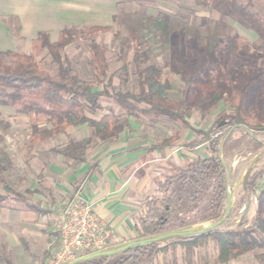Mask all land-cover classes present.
Listing matches in <instances>:
<instances>
[{"label": "trees", "instance_id": "trees-1", "mask_svg": "<svg viewBox=\"0 0 264 264\" xmlns=\"http://www.w3.org/2000/svg\"><path fill=\"white\" fill-rule=\"evenodd\" d=\"M258 1L264 4V0H230L233 11L264 36V16L253 11ZM194 2L198 7L207 8L214 0ZM8 19L14 35L19 36L22 29L19 19L14 15ZM153 20L164 37L171 32L167 14L159 13ZM108 31L110 27L107 26H91L82 29L79 34L84 38ZM75 38V29L66 27L55 42L50 40L46 32L39 33L31 52L8 53L11 61H7L5 55L0 53V89L6 91L4 99H0V106L12 108L16 114L28 118L31 145L65 134L70 127H90L96 139L114 143L123 132L130 129V123L122 121L114 112L100 119L90 117L89 114L103 109L102 98L114 99L128 116H138L139 112L147 117L181 122L190 129L194 110L209 114L221 102H226L233 112L221 115L213 126L217 129L205 133L210 155L197 157L186 166L163 172L162 178L153 182L155 194L143 203V218L135 229L139 240L220 220L228 206L229 160L233 157L232 151L244 147H252V150L264 148V127L260 122L252 123L254 119H264V66L242 64L232 69L227 59L240 52L249 56L255 49L264 58V47L256 48L237 34L228 42L215 37L213 43L202 46L205 58L197 66L190 67L175 55L170 68L172 74L181 79L183 89L181 98L172 100L169 96L172 85L164 79V68L151 64L150 49L142 50L140 46L134 48L133 55L139 87L137 93H110L106 84L103 89H96L72 72L65 51ZM226 43L227 48L224 46ZM89 48L97 82L101 83V79L108 76L107 48L94 39L90 40ZM44 50L58 66L56 75L41 68L37 62ZM107 84L111 85V80ZM3 126L7 128L8 124ZM177 140L178 135L171 136L163 141L159 149L171 147ZM92 141L90 137L70 140L64 148L51 150L68 160L83 163ZM3 142L4 136L0 133V207L8 202L22 201L27 209L38 215L48 213L45 208L29 203L7 181L5 173L14 164L2 147ZM242 189L244 194L240 204L231 209L226 221L243 204L251 206L249 198L254 197L256 215L252 222L245 218L235 228H226L225 221L221 226L204 233L130 248L113 256L99 257L81 264H156L157 257L172 248L181 247L188 253H195L211 245L218 251V264H230L254 251L259 252L260 262L264 264V165L248 170L242 181ZM203 263L205 261L201 258L200 264ZM191 264H195V261Z\"/></svg>", "mask_w": 264, "mask_h": 264}, {"label": "rangeland", "instance_id": "rangeland-1", "mask_svg": "<svg viewBox=\"0 0 264 264\" xmlns=\"http://www.w3.org/2000/svg\"><path fill=\"white\" fill-rule=\"evenodd\" d=\"M253 11L264 16V4L256 2ZM159 13H165L170 17L171 32L165 37L154 25L153 19ZM10 15L16 16L22 25L19 36L14 35L8 19ZM91 26H107L110 27V31L80 37L79 32ZM66 27L74 28L76 31L75 41L65 51L71 62L73 74L91 83L96 89H103L106 84L110 93L116 91L137 93L139 87L133 55L134 48L140 46L142 50L150 49L151 64H158L164 68V79L172 85L169 91L172 100H179L183 89L181 79L172 74L170 68L175 55L190 67L197 66L205 58L202 46L213 43L215 37L228 42L237 34L256 48L264 47V36L233 11L230 0H214L207 8L198 7L194 0H0V53L5 55L7 61H11L8 53H30L39 33L46 32L50 40L55 42ZM92 39L107 48L108 76L104 80L101 79V83L97 82L95 67L91 62L89 43ZM224 46L227 48V43ZM37 62L50 74H57L58 66L46 50L41 52ZM227 64L232 69H237L242 64L264 66V58L261 52L255 49L249 56L240 52L236 56L228 57ZM109 80L111 85L107 84ZM5 93L6 91L0 89V99H4ZM101 102L103 109L89 116L100 119L103 115L114 112L122 121L130 123V129L123 132L129 147H133L134 151H140L141 157L143 147L149 150L147 168L142 165L136 171L142 185L145 179H149L148 195L139 196L143 208L145 200L155 194L156 187L153 182L161 179L163 172L186 166L197 157L210 155L205 133L217 129L213 126L221 115L233 112L226 102H221L209 114L194 110L190 119L192 126L190 129L181 122L147 117L139 112L138 116H128L112 98H102ZM258 122L264 127V119H254L252 123ZM4 124H8V127L5 128ZM0 133L4 136L2 147L9 153L14 164L13 168L5 173L7 181L27 201L36 206H43L48 211L46 214L38 215L27 209L22 201L8 202L0 207V264H37L45 249L40 240L48 232L49 240L53 242L50 245L52 256V251L57 245L55 218L70 198V195H62L56 191L58 188L55 187L68 184L65 177H62V172L54 173V170L50 171L49 166H54L67 174L81 164L53 153L51 149H62L70 140L90 137L93 141L85 153V161L90 162L95 153L110 142L96 139L94 130L90 127H70L65 134L32 146L28 118L16 114L12 108L2 106ZM174 135H178L179 140L166 149L175 155L165 160L166 149L159 147L165 139ZM155 147L158 149H154ZM251 148L233 150L231 154L233 157L229 160L228 194L232 208L238 207L243 197L242 181L248 170L264 165V148L260 150ZM87 176L88 173L77 179L73 185V190L75 188L73 193ZM53 177L58 181L61 179L64 183L53 181ZM56 184L58 186H55ZM58 201L61 202L60 205ZM249 202L251 206L245 203L237 208L231 219L225 222L224 227L235 228L245 218L252 222L256 215V199L250 197ZM143 211L140 219L143 218ZM211 223L213 222L185 229L197 230ZM178 239L181 238H176ZM27 244L31 247L32 253L28 251ZM182 253H185V258L181 257ZM258 253L257 251L246 253L230 264H261ZM187 255L191 263L195 261V264H200L202 258L205 261L203 264H218V251L214 245L195 253H188L181 247L172 248L165 254H160L156 264H161V259L171 263L182 259L185 264Z\"/></svg>", "mask_w": 264, "mask_h": 264}, {"label": "crops", "instance_id": "crops-1", "mask_svg": "<svg viewBox=\"0 0 264 264\" xmlns=\"http://www.w3.org/2000/svg\"><path fill=\"white\" fill-rule=\"evenodd\" d=\"M165 153L167 156L165 160L175 155L168 149L165 150ZM148 155L149 150H145L144 147L143 157H141L140 151H134L133 147H129L127 139L122 133L114 143L107 144L106 147L97 151L90 162L84 161L67 174L54 166L49 167L51 168L50 171L54 170V173L62 172V177H65L68 184L60 186L62 189L56 184L55 186H58L55 187L58 188L56 191L62 195H70V197L75 190V188L73 190V185L77 179L82 178L86 173L89 174L85 186V197L93 204L96 215L112 229L115 247L137 239L135 228L144 209L139 196L141 194L148 195L149 179H145L142 185L139 183L136 171L142 165L146 167ZM52 179L53 181L57 180L54 177ZM57 182L64 183L61 179ZM16 202L19 201L13 203ZM57 203L58 205L61 204L59 201ZM40 242L45 246V249L41 255L42 258L37 260V264H46L51 253L50 245L53 243L49 240V232ZM27 245L28 251L32 253L31 247L29 244ZM184 254L182 253V258H185L186 255ZM188 259L187 255L185 264H191V260ZM177 262L184 264L182 259L181 261L174 260L172 263L161 259V264H177Z\"/></svg>", "mask_w": 264, "mask_h": 264}, {"label": "built area", "instance_id": "built-area-1", "mask_svg": "<svg viewBox=\"0 0 264 264\" xmlns=\"http://www.w3.org/2000/svg\"><path fill=\"white\" fill-rule=\"evenodd\" d=\"M72 194L55 218L56 247L46 264H70L86 255L114 247V234L85 197V185Z\"/></svg>", "mask_w": 264, "mask_h": 264}, {"label": "water", "instance_id": "water-1", "mask_svg": "<svg viewBox=\"0 0 264 264\" xmlns=\"http://www.w3.org/2000/svg\"><path fill=\"white\" fill-rule=\"evenodd\" d=\"M231 209H232V207L229 203V194H228V206H227L225 215L220 220L213 222L207 226L201 227L197 230L184 229V230H180V231H175V232L159 235V236L152 237V238L135 240V241H132V242L127 243L125 245L112 247V248H109V249H106V250H103L100 252H95V253L86 255L84 257H80V258L74 260L70 264H81V263L93 260L95 258L113 256V255H116L118 253L124 252L130 248L145 246V245L152 244L154 242H161V241L170 240V239L183 238V237H186V236H189L192 234L204 233L206 231L213 230V229L221 226L226 221L227 217L229 216V214L231 212Z\"/></svg>", "mask_w": 264, "mask_h": 264}]
</instances>
